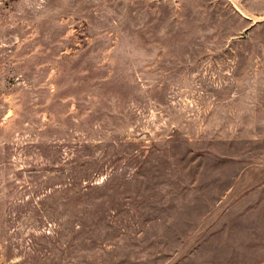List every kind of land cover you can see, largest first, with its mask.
Wrapping results in <instances>:
<instances>
[{"label": "rangeland", "instance_id": "obj_1", "mask_svg": "<svg viewBox=\"0 0 264 264\" xmlns=\"http://www.w3.org/2000/svg\"><path fill=\"white\" fill-rule=\"evenodd\" d=\"M264 260V0H0V264Z\"/></svg>", "mask_w": 264, "mask_h": 264}, {"label": "crops", "instance_id": "obj_2", "mask_svg": "<svg viewBox=\"0 0 264 264\" xmlns=\"http://www.w3.org/2000/svg\"><path fill=\"white\" fill-rule=\"evenodd\" d=\"M256 264H264V260H262V261H260V262H258Z\"/></svg>", "mask_w": 264, "mask_h": 264}]
</instances>
